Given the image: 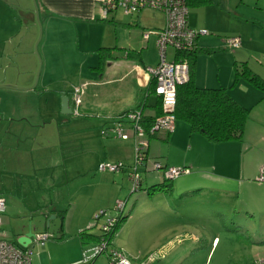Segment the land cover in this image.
Here are the masks:
<instances>
[{"label": "crops", "instance_id": "1", "mask_svg": "<svg viewBox=\"0 0 264 264\" xmlns=\"http://www.w3.org/2000/svg\"><path fill=\"white\" fill-rule=\"evenodd\" d=\"M15 1L0 0V196L5 199V214L8 212L10 215L16 214L15 212L20 214V210L14 205L17 180L20 182L21 193L28 189L25 182L29 178L41 176L40 181L44 183V187L54 189L57 182H67L69 176L73 179L83 174L87 161L82 155L69 156L67 135L61 136L67 132L69 125L78 128L76 133L79 130L82 133L83 128L90 127L88 130L99 132L107 138L109 134H113L111 130L117 120L129 112L141 110L143 119L159 117L156 107L158 98L150 90L153 79L147 72L148 68L156 67L159 62L156 36L149 35L144 40L143 34L158 32L165 22L163 14L152 9L125 15L117 8L103 19V0H36L42 28V36L36 46L38 62L34 51L38 36L35 18L29 13V8L26 9L22 4V0ZM213 2L214 0L212 4ZM214 9L221 12L219 8ZM189 11L190 9L187 22L191 28L209 30L208 35L196 41V51L199 52L193 61L194 86L208 90L225 89L236 103L249 109V119L240 141L212 143L201 133H190L187 124V128L177 125L179 121L175 122L172 133L159 132L150 138L149 141L155 139L163 143L160 146L163 149L161 161L159 157L153 160H159L167 167L189 170L188 174L170 181L169 192L154 194L162 195L165 202L163 207L157 209L156 217L153 219V215H146L141 218L142 222L151 223L164 232L169 230L167 237H175L167 240L160 236L162 232H158V235L130 242L134 248H127V253L123 247H116L114 240L118 234L117 229L111 243L132 262L139 264L148 255H158L165 246H172L179 236H184L182 240L186 241V224L195 225V222L211 215L224 217L221 208L231 195L237 198L235 201L232 199L231 208L239 202V207L236 206L239 211H234L240 218L239 223L260 228V231H250L242 224L236 227L235 233L252 240L254 247L250 251L249 261L244 264H250L254 260L264 264V247L257 246L264 245V183L257 181L259 171L264 167V90L255 88L244 80L234 82L235 70L241 65H245L264 81V0H252L251 3L240 0L237 34L234 30L225 31L205 23L202 25L197 17L189 18ZM228 37H239L240 48L228 50L225 44ZM100 49L113 51L101 59L98 53ZM171 51L174 60L175 54ZM77 87L83 91L80 107L83 111L80 116L71 114L72 120H68L67 116L58 112L53 120L55 126H52V111L48 113V124L44 121L36 123L31 119L41 115L36 104L42 94L49 95V100L53 94H59V100L67 97L72 110V92ZM33 125L41 127L40 133L48 134L51 129L60 137V141L55 144L60 151L58 156L40 158L36 165L29 155L38 148L21 146L22 137L32 131ZM124 128L128 139L106 141L108 152L95 161L97 168L105 162H124L131 165L124 166L121 172L130 173L134 139L127 121H123ZM149 141L147 153L150 157ZM45 145L47 147L51 143L43 142L39 149L44 150ZM139 173L147 189L164 182L161 173L145 172L143 168H139ZM227 183L236 184L237 195L235 191L224 188ZM51 194L53 200L46 204L43 201L36 202V209L26 204L30 214L46 210V215H55L56 219L61 220L60 225L62 224V228L59 225L60 238L53 236L44 246L36 247L31 264H107L106 256L89 263L82 259L83 251L96 245L100 235L92 230L89 219L96 212L89 204L92 197H87L88 203L85 206L84 200H79L78 205L74 194L61 201L56 200L57 196L53 192ZM66 204L68 208L65 207ZM62 211H65L63 219L60 218ZM124 222L125 220L122 223ZM122 229L121 232L124 231ZM83 231L87 233L83 237L79 236ZM2 232L6 239L4 231ZM41 232H48V229L44 228L36 233ZM26 233H17L15 237L6 240L19 246L17 239ZM202 235L206 236V232ZM216 241L217 238L212 240L210 250L215 247ZM157 259L152 262L158 261Z\"/></svg>", "mask_w": 264, "mask_h": 264}, {"label": "rangeland", "instance_id": "2", "mask_svg": "<svg viewBox=\"0 0 264 264\" xmlns=\"http://www.w3.org/2000/svg\"><path fill=\"white\" fill-rule=\"evenodd\" d=\"M12 1L14 3L16 2L15 0H10V2ZM247 1L250 3L252 2V0ZM239 2L240 0H214L213 4L211 5L190 9L189 18L195 16L199 19V22L202 25L205 23L208 26H217L218 29L225 31L234 30L235 34H237L239 33ZM23 3L26 9L29 8V13L33 14L37 25L36 27L34 26L36 33H38L37 40L34 44V51L39 62V57L36 53V46L40 40V37L42 36V28L37 15L38 10L36 6V0H22V4ZM214 8H219L221 12L219 13ZM25 12L27 13L28 11ZM205 30L208 35L209 30ZM167 54L168 61H171L173 52L168 50ZM37 75L38 73L36 76ZM58 95L53 94L50 96L49 100V95L42 94L40 97L41 99L36 104V108L39 110L41 115L40 117L35 116L31 119L36 121V123H42L43 121L47 123V121H50L48 113L52 111V126H55L53 120L56 118V114H58V112L61 114L60 110L58 111V102L60 105ZM89 98L90 97L88 96L87 99ZM82 111L83 110L81 109L79 110L80 115ZM63 116H67L68 120H72L70 115ZM119 119L117 121H119ZM178 124L187 128L185 123L179 121L177 125ZM87 125H90V122H87ZM33 126L34 127H32V131H29L26 136L22 137L21 139L22 147L26 145L29 147L35 146L36 149L38 148L33 152V154L29 155L32 163H35L34 165H36L40 162V158H48L51 157V155L52 157H57L60 151L56 148L55 144L60 141L59 135L53 132L51 129L49 130L50 132L48 134L44 132L40 133L39 131H41V127L36 125ZM89 128L90 127L83 128L84 131L82 133H79L80 130L78 133H76L75 130L78 128L76 126L69 125L67 132L61 134L62 137L67 135L66 142L68 147V155H82L84 160L87 161L83 167L82 175L73 179L71 176H69L67 182H57V187L54 189H47L46 186L44 187V183L40 181L41 176L29 178V181L25 182L26 186L28 185V189L26 192L22 191L21 193L19 188L20 182L16 179L17 183L15 182L14 188V191H16L14 195V205L20 210V214H17L19 212L15 211L14 212L16 214L11 215L8 212H6V214L4 213V217L2 219V231H4L6 239L9 240L15 237L14 235L17 233L23 231L28 232L30 230L32 233H36L45 228L44 215L47 214L45 213L46 210H38L35 211L34 214H30L29 210L26 208V204L30 205L32 208H35L36 202L39 203L43 201V203L46 204L53 200V194H51L52 192L54 193V196H57V201L58 199L60 201L63 199L67 200L71 194L76 192L74 195L77 197L76 201L78 202V205L79 200H84L86 202L85 206L88 203L87 197H92L89 202L90 206L94 207L96 212L105 211V215L102 216L97 223H95L93 220V215L96 212L93 213L89 218L92 225V230L97 231L98 233H100L101 225L105 223L108 218L117 216V213L113 209L115 202L117 200H126L127 203L123 213V216H126L125 222L122 223L120 228H118V234L116 235L114 241L116 247H123V249H126L127 253V248L129 250L134 248V246L131 244L132 242L135 243V240H144L146 239V236H152L154 234L158 235V232H162L160 236L166 237L167 240L174 238L175 236L167 237L169 230L164 232L162 229L155 228V225L151 223H144L141 221V218L146 215H153V219L156 217L157 209L165 205L163 200L164 197L162 195H154L153 197L147 196V188L143 183L141 185L140 191L130 194L131 188L130 182L128 180V171L119 173H102L97 170V163H95V161L102 158L105 154H107L106 152H108V148L105 146L106 141L117 140V138L114 136V134H109L107 138L103 137L101 136V133L93 132L91 129L88 130ZM123 130H125V128ZM43 142H50L51 145H47V147L45 145V149L41 150L39 148ZM149 142L152 156L148 157L150 159H158L159 157V160L161 161L160 157L161 153H163V149L161 150L160 146L163 143L155 139H151ZM120 163H122L125 167L131 165L124 162ZM157 173L161 175L160 172H154V174ZM224 188L235 191L234 193L237 195L236 190L238 187L235 183H227V186ZM113 198L115 200L111 202V199ZM229 198L230 199H227L221 208L223 210L224 217L220 218L211 215L200 219L198 222H195V225L186 224L184 226L188 234V236L185 238L186 241L182 240L184 236L175 238V243L172 246L168 245L163 248V257H159L157 259L158 261L152 262L150 264H244L246 261H249V258L251 257L250 251L254 248L252 247V240L249 241L247 238L238 236L237 233H235L237 230L236 227H238L239 224H242L243 226H246L247 229H250V231H260V228L259 226H249L242 222L239 223L240 218L237 216L238 214L234 212L239 211L238 208H236V206L239 207V202L235 203V206L231 208L232 199L234 198L233 200L235 201L237 198L235 196L232 197L231 195H229ZM169 203L172 204L171 201H169ZM67 205L68 204L65 206L66 208H68ZM123 226H125L124 229H122ZM121 229L124 231L121 232ZM204 231L206 232V236L202 235ZM228 231H231L232 233L229 234ZM214 238H217V241L215 243V247L210 250L211 243ZM257 246L264 247V245L260 244ZM209 250L210 253L208 255L207 253ZM102 256L105 255H100L96 259H104Z\"/></svg>", "mask_w": 264, "mask_h": 264}, {"label": "built area", "instance_id": "3", "mask_svg": "<svg viewBox=\"0 0 264 264\" xmlns=\"http://www.w3.org/2000/svg\"><path fill=\"white\" fill-rule=\"evenodd\" d=\"M121 9L125 15H131L144 9H152L161 12L164 16V27L158 32H145L143 39L147 40L149 35L156 36V47L158 50L159 62L154 68H148L147 72L155 82L154 94L161 101L162 114L155 119L149 134L159 132L172 133L175 129L174 109L176 105V89L189 81L188 65L184 61H178L180 55L189 54L196 50L198 38L206 36V30H196L188 25V8L185 0H103L102 18L106 19L109 12ZM228 50L234 51L240 48L241 40L239 37H228L225 39ZM174 51V60H167V50ZM82 88L73 89L71 104L72 115L80 116L79 110L82 103ZM123 120L131 126L134 139V158L133 164L128 175L131 193H136L141 188L142 177L139 168L145 172H160L164 180L172 181L175 178L188 174L189 170L184 168L167 167L159 161L148 157V136L142 127L141 110L129 112L120 117L112 128L114 136L121 140H127L128 136L123 130ZM106 132L103 133L105 135ZM122 163H101L98 165L99 172L119 173L124 170ZM259 183H264V167L259 171L257 177ZM127 201L117 200L114 205L116 217L108 218L101 225L100 238L96 245L84 250L82 259L89 263L100 255H105L108 264H137L132 262L128 256L120 249L115 248L111 243V238L115 233L118 219L123 216ZM5 199L0 196V264H31V259L36 247H42L53 238L49 232L34 234L33 239L26 247L16 246L4 238L2 232V219L5 213ZM105 211L96 212L93 220L97 223ZM163 252L158 255L150 254L139 264H149L156 258L163 257ZM251 264H260L259 260Z\"/></svg>", "mask_w": 264, "mask_h": 264}, {"label": "trees", "instance_id": "4", "mask_svg": "<svg viewBox=\"0 0 264 264\" xmlns=\"http://www.w3.org/2000/svg\"><path fill=\"white\" fill-rule=\"evenodd\" d=\"M185 3L188 9H193L211 5L212 0H185ZM110 51H113V49H100L98 53L102 59L110 55ZM198 52L195 50L189 54L180 55L177 59L178 61L187 63L189 81L184 85L178 86L176 89L175 120L187 124L190 133H201L212 143L240 141L243 136L245 124L249 119V109L236 103L225 89L208 90L199 89L194 86L192 82L193 61L194 56ZM128 55H131V53H128ZM239 80H244L253 87L264 90V81L254 75L245 65H241L235 70L234 82L236 83ZM154 86L155 82L152 80L150 90H152L151 92L153 94ZM156 107L158 108V115L160 116L161 101L159 98L157 99ZM154 121L155 118H142V126L148 139L155 137L157 134H149V130ZM170 185L169 180H164L163 184L148 188L146 194L147 196H152L156 193L169 192ZM64 215L65 211H62L60 218L63 219ZM125 217L121 216L118 219L115 231L118 229V226L120 227ZM60 227L62 228V224ZM86 233L87 231L80 232L79 236L83 237ZM99 238L100 235L97 239L99 240Z\"/></svg>", "mask_w": 264, "mask_h": 264}, {"label": "water", "instance_id": "5", "mask_svg": "<svg viewBox=\"0 0 264 264\" xmlns=\"http://www.w3.org/2000/svg\"><path fill=\"white\" fill-rule=\"evenodd\" d=\"M60 112L63 115H71L72 110L69 104V99L67 97H62L60 100ZM45 224L44 227L48 229V232L55 236L57 239L60 238L59 225L61 220L56 219L55 215H44ZM34 233L30 230L22 237L17 239V244L21 247H26L30 244L31 239H33Z\"/></svg>", "mask_w": 264, "mask_h": 264}]
</instances>
